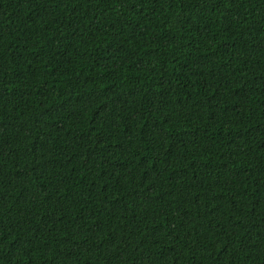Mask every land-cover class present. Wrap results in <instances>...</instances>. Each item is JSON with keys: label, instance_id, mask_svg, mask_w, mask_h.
Returning a JSON list of instances; mask_svg holds the SVG:
<instances>
[{"label": "trees", "instance_id": "1", "mask_svg": "<svg viewBox=\"0 0 264 264\" xmlns=\"http://www.w3.org/2000/svg\"><path fill=\"white\" fill-rule=\"evenodd\" d=\"M0 264H264V0H0Z\"/></svg>", "mask_w": 264, "mask_h": 264}]
</instances>
